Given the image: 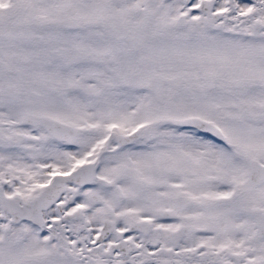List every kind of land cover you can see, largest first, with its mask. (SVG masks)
Segmentation results:
<instances>
[{"label":"snow or ice","instance_id":"snow-or-ice-1","mask_svg":"<svg viewBox=\"0 0 264 264\" xmlns=\"http://www.w3.org/2000/svg\"><path fill=\"white\" fill-rule=\"evenodd\" d=\"M0 264H264V0H0Z\"/></svg>","mask_w":264,"mask_h":264}]
</instances>
